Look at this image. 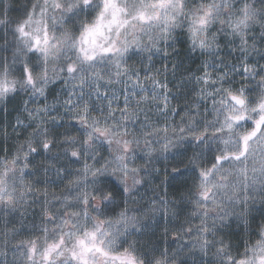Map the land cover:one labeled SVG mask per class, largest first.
<instances>
[{
    "label": "clouds",
    "instance_id": "clouds-1",
    "mask_svg": "<svg viewBox=\"0 0 264 264\" xmlns=\"http://www.w3.org/2000/svg\"><path fill=\"white\" fill-rule=\"evenodd\" d=\"M0 264H264V0H0Z\"/></svg>",
    "mask_w": 264,
    "mask_h": 264
}]
</instances>
